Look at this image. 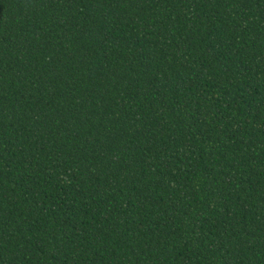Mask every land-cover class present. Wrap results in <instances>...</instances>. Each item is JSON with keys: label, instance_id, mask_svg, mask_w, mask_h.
Returning <instances> with one entry per match:
<instances>
[{"label": "trees", "instance_id": "16d2710c", "mask_svg": "<svg viewBox=\"0 0 264 264\" xmlns=\"http://www.w3.org/2000/svg\"><path fill=\"white\" fill-rule=\"evenodd\" d=\"M0 264H264V0H0Z\"/></svg>", "mask_w": 264, "mask_h": 264}]
</instances>
